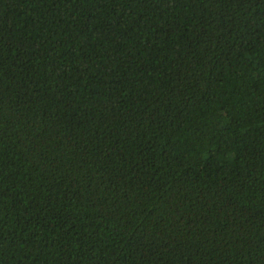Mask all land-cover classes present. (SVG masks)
<instances>
[{
    "label": "trees",
    "instance_id": "trees-1",
    "mask_svg": "<svg viewBox=\"0 0 264 264\" xmlns=\"http://www.w3.org/2000/svg\"><path fill=\"white\" fill-rule=\"evenodd\" d=\"M0 264H264V0H0Z\"/></svg>",
    "mask_w": 264,
    "mask_h": 264
}]
</instances>
